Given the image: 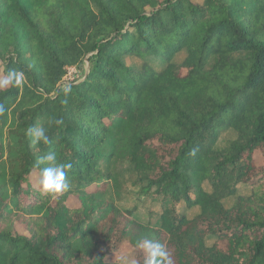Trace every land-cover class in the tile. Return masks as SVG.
<instances>
[{
	"label": "trees",
	"instance_id": "trees-1",
	"mask_svg": "<svg viewBox=\"0 0 264 264\" xmlns=\"http://www.w3.org/2000/svg\"><path fill=\"white\" fill-rule=\"evenodd\" d=\"M0 66L23 73L0 87V264H144L143 238L170 264H264V0H0ZM48 151L65 192L39 190ZM120 163L146 220L106 198Z\"/></svg>",
	"mask_w": 264,
	"mask_h": 264
},
{
	"label": "rangeland",
	"instance_id": "rangeland-1",
	"mask_svg": "<svg viewBox=\"0 0 264 264\" xmlns=\"http://www.w3.org/2000/svg\"><path fill=\"white\" fill-rule=\"evenodd\" d=\"M183 55H180L179 60H181ZM126 63L129 66H132L136 69H140L141 63L139 60L134 58H127ZM89 70V62L85 60L80 67H70L67 68L66 75L64 76L60 87L63 89L70 83H77L83 80L85 74ZM2 68L0 66V74ZM234 138V134L231 131H227L221 135L222 143L230 141ZM257 163L260 165L263 163L262 158L256 153ZM117 184L114 186V183L111 184L109 195L106 197L108 200L113 201L118 206L125 210H134L133 218L137 221L146 220L149 213H156L159 211L160 204L156 200H152L151 197H148L140 192V187L135 182L132 171L129 166L125 163H120L116 169ZM205 189H207L205 187ZM241 194H248L249 189L244 186L240 187ZM110 197V198H109ZM234 203L233 198L226 199L224 201L225 207H231ZM71 206L78 205L76 200H71L69 202ZM179 208L182 210L184 204H180ZM188 218L194 217L198 214V209H191L185 211ZM131 248L128 244H125L120 252L116 254L114 260L122 259L127 261L129 257Z\"/></svg>",
	"mask_w": 264,
	"mask_h": 264
},
{
	"label": "clouds",
	"instance_id": "clouds-1",
	"mask_svg": "<svg viewBox=\"0 0 264 264\" xmlns=\"http://www.w3.org/2000/svg\"><path fill=\"white\" fill-rule=\"evenodd\" d=\"M23 80V73L10 70L6 78L0 80V87L9 85L18 86ZM5 108L0 104V114ZM57 124L62 121L57 120ZM25 136L29 138L30 146L51 143L47 130L43 126H29L25 131ZM57 155L54 151H48L44 155L38 156L33 167L39 169V190L42 193H62L69 190L67 181V170L72 167L70 163H57ZM137 247L145 253L144 264H170L169 253L165 246L150 238H143L137 241Z\"/></svg>",
	"mask_w": 264,
	"mask_h": 264
}]
</instances>
